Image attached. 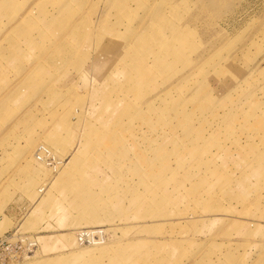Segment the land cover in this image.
I'll return each mask as SVG.
<instances>
[{"label": "rangeland", "instance_id": "rangeland-1", "mask_svg": "<svg viewBox=\"0 0 264 264\" xmlns=\"http://www.w3.org/2000/svg\"><path fill=\"white\" fill-rule=\"evenodd\" d=\"M37 1L0 17V52ZM81 3L35 82L50 105L0 97V234L39 241L20 264H264V0Z\"/></svg>", "mask_w": 264, "mask_h": 264}, {"label": "crops", "instance_id": "crops-1", "mask_svg": "<svg viewBox=\"0 0 264 264\" xmlns=\"http://www.w3.org/2000/svg\"><path fill=\"white\" fill-rule=\"evenodd\" d=\"M74 1L77 0H38V3L36 2L37 12L30 11L31 14H23L9 27L8 33L4 37L5 45L2 44L1 48H3V50L0 52V66L6 69V73L4 74V71L0 67V97H18V99L8 106V113H12L13 111L15 113L20 112L26 107H28L24 111L26 114L28 112L33 113V108L38 104L45 108L50 105L47 101L48 94L45 90H34L35 82H47L49 85L52 84L53 80L50 76L53 74H51L50 71V59L53 57L56 50L57 40L64 38L67 32L73 28L71 22H73ZM81 1L83 2L81 3V7L84 4L87 5L88 0ZM58 3L60 5H58ZM20 6L21 4H19L18 0L0 1V17L7 14V16L11 18L15 10L20 8ZM83 17L84 15L81 16V18ZM58 19L60 21H69L70 24L58 25L55 23V20ZM52 20L53 22L51 24H45L46 21ZM28 22H33V24H28ZM18 30L28 32L26 34H32V38L28 35H12L17 40H8V37H12L10 34H15ZM40 32L42 34H38ZM47 35L49 38H47ZM38 38L42 41L38 40ZM10 68H13L16 75H19L17 79L19 82L16 85L14 84L11 88L9 87V91L5 93L4 90L7 89L8 83L14 81L13 77L8 74ZM40 68L46 71L41 73L39 72ZM49 74L50 76L48 78ZM39 95L42 96L37 102H34V98ZM42 98L43 101H47V103L43 104ZM54 110L55 108H53V111ZM12 117L13 114L7 120V123ZM23 117L18 121L19 123H23L21 121ZM0 122L1 124H5V120ZM29 127L31 126H27L28 129ZM30 129H32V127ZM29 134L33 136L32 140L28 142L27 146H24V148L17 147V157L27 153L29 148L34 145L36 139L32 130L29 131Z\"/></svg>", "mask_w": 264, "mask_h": 264}, {"label": "built area", "instance_id": "built-area-1", "mask_svg": "<svg viewBox=\"0 0 264 264\" xmlns=\"http://www.w3.org/2000/svg\"><path fill=\"white\" fill-rule=\"evenodd\" d=\"M36 152L39 160L49 167L61 165L60 159L54 156L45 145H40ZM77 238L80 245H96L105 242L107 232L103 227L84 228L78 232ZM38 247L39 241L35 235L23 234L18 231L0 234V264H20L32 256Z\"/></svg>", "mask_w": 264, "mask_h": 264}, {"label": "bare ground", "instance_id": "bare-ground-1", "mask_svg": "<svg viewBox=\"0 0 264 264\" xmlns=\"http://www.w3.org/2000/svg\"><path fill=\"white\" fill-rule=\"evenodd\" d=\"M50 150V152L54 155V156H56V157H59L54 151H52L51 149H49ZM60 159V162H61V165L59 166V167H56V166H54V167H49L48 165H46L45 163V166L48 168V169H50V171H56V173L58 172V171H60L61 169H62V167L64 166V159L63 158H59ZM56 168V169H55ZM108 237V236H107ZM106 240H107V238H106ZM105 240V241H106ZM80 244V243H79ZM102 244V243H101ZM96 245H99V244H96ZM83 246H89V245H83ZM31 258V257H30ZM27 259H29V258H27ZM24 262V261H23ZM29 262H30V260H29Z\"/></svg>", "mask_w": 264, "mask_h": 264}]
</instances>
